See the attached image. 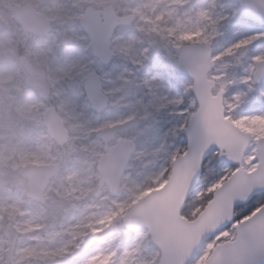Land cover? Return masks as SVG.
Here are the masks:
<instances>
[{"label": "rangeland", "instance_id": "374dc122", "mask_svg": "<svg viewBox=\"0 0 264 264\" xmlns=\"http://www.w3.org/2000/svg\"><path fill=\"white\" fill-rule=\"evenodd\" d=\"M24 5L49 19V32L35 36L22 27L13 7ZM108 5L136 20L116 30L113 60L103 65L92 52L81 18L86 7ZM242 41L250 42L234 47ZM191 44L212 48L214 93L224 91L227 117L243 120L237 127L252 138L246 166L264 137V121L246 119L264 116V83L253 79L264 60V24L248 20L238 1L0 0V264H159L161 252L149 231L130 230L124 217L167 182L174 160L187 147V114L193 106L198 109L194 81L173 67L181 49ZM92 71L111 101L102 114L92 110L85 90ZM49 107L69 131L65 145H58L44 123ZM133 118L139 126L120 137L133 141L137 150L119 193L113 196L105 186L96 196L97 164L105 154L97 134ZM17 128L21 139L15 136ZM40 132L43 151L35 157ZM21 150L27 159L16 156ZM30 164L58 167L44 203L28 196V180L20 175ZM231 168L223 164L217 177ZM94 234L98 239L91 251L75 258L73 253Z\"/></svg>", "mask_w": 264, "mask_h": 264}, {"label": "water", "instance_id": "95a60500", "mask_svg": "<svg viewBox=\"0 0 264 264\" xmlns=\"http://www.w3.org/2000/svg\"><path fill=\"white\" fill-rule=\"evenodd\" d=\"M237 1L241 4L247 19L264 24V0ZM13 11L25 30L36 36L49 32L51 28L49 19L31 6H15ZM135 20L136 16L133 14L119 15L112 5L104 10L92 7L85 10L81 25L90 38L93 54L103 64L107 65L113 59L111 45L115 31L120 27H131ZM213 67L212 48L203 44L184 46L174 64V68L179 73L188 75L194 81L193 93L198 102L197 112L205 107L204 101H208L207 119L201 116L196 122V126L204 135L211 136V141L205 150L218 152V159L222 163L233 165V161L244 162L246 151L251 143V136L239 129L235 123L224 119L226 117L223 103L224 91L215 95L216 83L209 79V73ZM253 77L257 83H264V60L257 64ZM85 89L92 109L97 113L105 112L109 107L110 99L103 91V84L97 72H90L87 75ZM216 97H219L218 101L214 99ZM44 122L49 128L51 137L58 145L68 143L69 131L53 107L46 111ZM139 122V119L133 118L122 125L107 128L98 133V138L105 142L106 154L97 166L99 189L96 196H101L105 185L109 187L113 196L119 193L121 179L137 146L133 141L124 138H119L113 147L110 143L116 140L117 135L138 127ZM192 124L191 120L188 127ZM185 135L188 145L189 137L186 132ZM256 146L257 157L264 160V137L257 142ZM57 169L56 164H32L24 167L20 174L28 179L29 197L44 203V192ZM198 170V162L193 166L184 154L177 157L173 162L171 176L167 183L140 199L124 217L125 225L132 231L141 228L148 229L152 241L161 251L159 264H177L178 259L182 264L187 256L179 257L175 251L177 248L187 249L189 255L195 256L201 250V241L206 242L209 239L206 228L215 220V214L220 208L218 203L213 204L211 211L202 210L194 219L195 225L191 221L185 222L180 219V208L184 204V197L188 194L189 188L194 186ZM258 173L264 174V166L255 171L245 172L244 179L247 180L248 176H257ZM229 182L226 181L225 184ZM223 190V186L218 187L216 192L220 193ZM96 241L97 235H90L84 244L73 253L74 257L82 258L85 253L91 251ZM163 243H167L168 251H164ZM190 262L191 260H188L187 264ZM27 264L41 263L35 260Z\"/></svg>", "mask_w": 264, "mask_h": 264}, {"label": "snow or ice", "instance_id": "6c2138e0", "mask_svg": "<svg viewBox=\"0 0 264 264\" xmlns=\"http://www.w3.org/2000/svg\"><path fill=\"white\" fill-rule=\"evenodd\" d=\"M249 42L242 41L234 47H242ZM231 52L232 49H229L227 54ZM214 99L218 101L219 97ZM204 104L205 107L200 108L199 112L193 106L187 114L193 124L186 130L189 140L183 154L193 166L198 162L199 170L194 186L189 188L184 197L180 219L191 221L195 225L193 217L202 210L211 211L214 203H218L220 208L215 214L214 222L206 228L209 239L201 241L198 255H189L187 249L177 248L175 251L179 257L187 256L182 264H187L188 260L192 264H264V174L258 173L257 176L244 179L245 172L264 166V160L249 156L246 166L245 162L233 161L232 168L217 177V171L223 168V164L221 160L214 158L215 152L205 150L211 136L204 135L196 126L201 116L205 119L208 117V101H204ZM224 119L236 125L243 122L233 120L232 117ZM246 119L264 121V116ZM226 181L230 182L225 184ZM222 186L224 190L217 193L216 189ZM163 249L168 251L167 243H163ZM177 264H181V260L178 259Z\"/></svg>", "mask_w": 264, "mask_h": 264}, {"label": "bare ground", "instance_id": "6f19581e", "mask_svg": "<svg viewBox=\"0 0 264 264\" xmlns=\"http://www.w3.org/2000/svg\"><path fill=\"white\" fill-rule=\"evenodd\" d=\"M76 55H77V54H76ZM71 125H72L74 128L77 127L76 124H71ZM19 131H20V129L17 128V130H16V132H15V136H16L18 139H21V138H22V134H21ZM43 143H44L43 133L40 132V133L38 134V141H37L36 144H35L34 153L32 154L33 156L38 157V156L41 154V152L43 151ZM21 145H23V143H21V144L18 143V146H19V147H20ZM5 155H6V154L4 153V156H3V157H5ZM14 156H15V154H13L10 158H13ZM16 156H17L18 158H20V159H27L28 154H25V151H24V150H21V151H19V153L16 154ZM8 157H9V154H8ZM9 203H10V205H11L13 202H9ZM28 220H29L28 218L25 219L26 223H29ZM74 223H75V221H72L71 224H67L66 226L69 227V226L73 225ZM60 225H62V223H61ZM50 232H51L50 230H48V231L45 232L44 239H43L44 241H45L46 237H48V236H46V235H48V233H50ZM22 241H24V239H22L21 241H19V244H18V245H20V244L22 243ZM26 242H27V240H26ZM92 260H93V262H96L97 258L95 257V255H93ZM112 263H113V262H112ZM116 264H117V263H116Z\"/></svg>", "mask_w": 264, "mask_h": 264}, {"label": "trees", "instance_id": "16d2710c", "mask_svg": "<svg viewBox=\"0 0 264 264\" xmlns=\"http://www.w3.org/2000/svg\"><path fill=\"white\" fill-rule=\"evenodd\" d=\"M86 8H87V7H86ZM86 8H85V9H86ZM85 9H84V10H85ZM214 158H215V159H218L217 155H216Z\"/></svg>", "mask_w": 264, "mask_h": 264}]
</instances>
